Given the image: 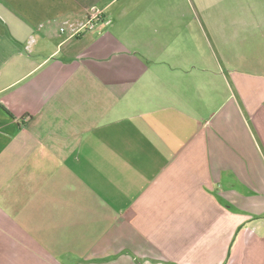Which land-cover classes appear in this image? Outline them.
Listing matches in <instances>:
<instances>
[{"label": "crops", "instance_id": "obj_1", "mask_svg": "<svg viewBox=\"0 0 264 264\" xmlns=\"http://www.w3.org/2000/svg\"><path fill=\"white\" fill-rule=\"evenodd\" d=\"M0 264H264V0H0Z\"/></svg>", "mask_w": 264, "mask_h": 264}, {"label": "built area", "instance_id": "obj_2", "mask_svg": "<svg viewBox=\"0 0 264 264\" xmlns=\"http://www.w3.org/2000/svg\"><path fill=\"white\" fill-rule=\"evenodd\" d=\"M103 22L108 23L107 21L103 20V14L101 13V11L95 8H90L87 11L86 19L82 24H79L77 26L63 25L60 28V32L61 33L68 32L70 36L74 37L84 34L86 32L93 31L97 26H99Z\"/></svg>", "mask_w": 264, "mask_h": 264}]
</instances>
